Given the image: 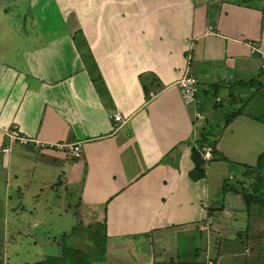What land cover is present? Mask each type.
Masks as SVG:
<instances>
[{"label": "crops", "instance_id": "crops-1", "mask_svg": "<svg viewBox=\"0 0 264 264\" xmlns=\"http://www.w3.org/2000/svg\"><path fill=\"white\" fill-rule=\"evenodd\" d=\"M263 53L264 0H0V200L35 173L49 187L74 176L80 219H103L107 239L206 233L202 258L136 264H208L213 209L229 211L211 206L207 173L190 179V141L222 119L218 151L240 168L254 165L264 116L245 108L261 106ZM184 72L203 91L195 105L181 99ZM116 112L124 121L114 128ZM9 129L30 141H11ZM107 255L126 262L119 250Z\"/></svg>", "mask_w": 264, "mask_h": 264}, {"label": "rangeland", "instance_id": "rangeland-1", "mask_svg": "<svg viewBox=\"0 0 264 264\" xmlns=\"http://www.w3.org/2000/svg\"><path fill=\"white\" fill-rule=\"evenodd\" d=\"M220 93L223 95L224 92ZM200 94L203 96V91H199L198 95ZM257 101L261 103L258 111L253 106H247L245 111L264 116V96L261 95ZM230 107L236 108L233 103ZM199 108L205 111L204 106ZM201 121L202 119H197L198 123ZM221 123L222 119L217 121L212 130H208L206 136L209 140H217L223 129ZM205 168L211 199L215 201L211 206H220L224 203V207L226 206L229 211L226 215L220 212V208L213 209L214 221L211 232L216 245L209 254L212 256L208 257L216 264H264V213L248 212L241 194L231 190L234 186L238 187L237 180L244 178L242 175L244 169L225 160L207 161ZM1 171L3 170L0 169V173L2 176L5 175L3 178L5 179L6 174ZM37 178V173L32 178H23L18 186L20 191L16 185H10L6 192L7 197L0 200V257L3 264L34 262L57 255L63 244L72 245L83 251H94L97 244L95 240H99L100 237L102 247L95 251L101 260L100 264H136L143 258L152 260L171 258L179 261L204 256L206 233L198 232L193 227L191 229L193 238L180 234L181 228H170L152 237L135 236L120 241L103 240L102 231H98L95 222H89L85 217L80 219L76 203L81 184L70 181L76 177L72 176L70 180L65 178L64 185L56 184L54 187L40 183ZM249 180L247 179L246 183ZM96 222L104 223V220ZM192 240L195 241V245L190 250ZM118 242L119 246L116 248ZM116 250L120 252L118 258L126 262L106 259L108 253L114 254Z\"/></svg>", "mask_w": 264, "mask_h": 264}, {"label": "trees", "instance_id": "trees-1", "mask_svg": "<svg viewBox=\"0 0 264 264\" xmlns=\"http://www.w3.org/2000/svg\"><path fill=\"white\" fill-rule=\"evenodd\" d=\"M93 83L102 84V79L99 73L91 74ZM144 91V97L147 100L149 98L148 88L142 85ZM238 111L231 112L229 116L225 119L224 125L227 124ZM217 140H209L206 134L201 128V131L194 133L193 139L190 141V157L193 162V167L189 172V177L191 180L196 181L204 178L206 175V162L210 160H227L223 154L218 151L216 147ZM205 146L210 147V158L205 160L202 158L203 148ZM242 175L244 178L242 180H237L238 187H233L231 190L234 193L241 194L248 212L256 211L257 213H264V152L260 153L256 159L254 165H242ZM247 179H250L246 183ZM226 182H224L225 184ZM246 183V184H245ZM236 185V186H237ZM97 226L98 231H102V238L106 240L105 236V223L94 224ZM65 235H68L65 233ZM101 239V237H100ZM95 240L97 243L95 245L96 249L102 247L101 240ZM104 245V243H103ZM94 251H83L72 245L63 244L60 246V252L57 255L47 256L39 261L25 262L22 264H99L101 262L100 258ZM0 264H3L2 258L0 257Z\"/></svg>", "mask_w": 264, "mask_h": 264}, {"label": "built area", "instance_id": "built-area-1", "mask_svg": "<svg viewBox=\"0 0 264 264\" xmlns=\"http://www.w3.org/2000/svg\"><path fill=\"white\" fill-rule=\"evenodd\" d=\"M249 44L251 45L250 42ZM252 46L251 48L254 49V46L253 47ZM260 69L264 77V53L262 54ZM177 86H178L180 96H181L183 103L186 105H195L197 102V96L199 93V86H198V81L196 77L193 76L192 74L184 72L182 76H180L179 79L177 80ZM197 117H201V114L198 111H195L194 118H197ZM112 118L114 122V128L120 126L124 121L123 116L118 112H116ZM6 134L11 141H17L21 144H26L30 141V139L26 135L21 134L17 129H9L6 131ZM42 146H45V145H42ZM56 146L60 148L62 145L57 143ZM2 150L8 153L9 147H3ZM69 154L71 158H74V159L79 158L80 142H74L70 144ZM202 158L205 160H208L210 158V147L209 146H205L203 148ZM210 223H211V219L206 218V221L199 225V229L207 230ZM208 264H216V263L212 259H208Z\"/></svg>", "mask_w": 264, "mask_h": 264}]
</instances>
